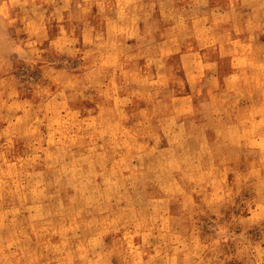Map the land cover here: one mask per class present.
Returning a JSON list of instances; mask_svg holds the SVG:
<instances>
[{"label":"rangeland","instance_id":"374dc122","mask_svg":"<svg viewBox=\"0 0 264 264\" xmlns=\"http://www.w3.org/2000/svg\"><path fill=\"white\" fill-rule=\"evenodd\" d=\"M247 1L0 0V264H264Z\"/></svg>","mask_w":264,"mask_h":264},{"label":"bare ground","instance_id":"6f19581e","mask_svg":"<svg viewBox=\"0 0 264 264\" xmlns=\"http://www.w3.org/2000/svg\"><path fill=\"white\" fill-rule=\"evenodd\" d=\"M263 1H264V0H253V1H251V2L247 1V2L251 3V5H248V7H249V9L253 10L255 13H257V12H259V11H262V4H263ZM168 2H169V0H164V3H165V4H167ZM172 2H173V1H172ZM214 2H215V1H214ZM218 2H219V1H218ZM198 3H199V2H198ZM165 4H162V5L160 6V8H159V15L162 14L163 16H165V17H169V18H170V17L172 16L173 12L176 10V8H173V9H172V8L170 7V5H165ZM216 5H217V4H216ZM196 6H197V4H196ZM196 6H193V7H196ZM210 6H212V5H210ZM173 7H174V6H173ZM193 7H192V8H193ZM212 7H214V6H212ZM217 7H218V6H217ZM229 7H230V6H229ZM230 8H231V7H230ZM230 8H229V9H230ZM188 9H189V8H188ZM194 9H195V8H194ZM210 9H211V8H210ZM220 9H221V8H220ZM234 9H235V8H234ZM237 9H239V8H237ZM182 10H184V9H182ZM185 10H186V9H185ZM197 10H198V9H197ZM263 10H264V9H263ZM176 12H177V11H176ZM197 12H198V11H197ZM248 12H249V11H248ZM250 12H251V11H250ZM240 13H241V12H240ZM181 14H182V13H180V12H179L178 14H176V15H175L176 18H177V19H178V18L180 19V17L182 16ZM193 14H194V13H193ZM202 15H203V14H202ZM247 15H248V14H247ZM256 15H257V14H256ZM196 16H197V15H196ZM246 17H247V16H246ZM255 17H256V16H255ZM189 18H190V17H189ZM194 19H195V18H194ZM228 19H229V17H228ZM238 19H239V18H238ZM257 19H258V18H257ZM257 19H256V20H257ZM166 20H170V19H166ZM189 20H190V19H189ZM196 20H197V19H196ZM245 20H246V19H245ZM247 20H248V19H247ZM256 20H254V21H256ZM179 21H180V20H179ZM179 21H178V22H179ZM191 21H192V19H191ZM204 21H205V20H204ZM240 21H241V20H240ZM176 22H177V21H176ZM180 22L182 23V19H181ZM251 22H252V20H251ZM171 23H172V24H171ZM181 23H179V24H181ZM203 23H204V22H203ZM163 24H164V25L171 24V25H174V26L176 25V24L173 23V21H164ZM192 24H193V23H192ZM249 24H250V23H249ZM251 24H252V23H251ZM49 25H50V24H49ZM177 25H178V24H177ZM47 26H48V25H47ZM216 26H217V25H216ZM251 26H252V25H251ZM262 26H263V25H262ZM61 27H62V26H61ZM152 27H153V26H152ZM179 27H180V26H179ZM179 27H178V28H179ZM195 27H196V25H195ZM173 28H174V27H173ZM204 29H205V28H204ZM55 30H56V29H55ZM206 30H207V29H206ZM41 31H42V30H41ZM231 31H232V30H231ZM259 31H260V30H259ZM42 32H43V31H42ZM44 32H45V31H44ZM55 33H56V32H55ZM214 33H215V32H214ZM262 33H263V32H262ZM63 34H64V32H63ZM98 34H99V33H98ZM194 34H195V33H194ZM39 35H40V34H39ZM42 35H43V34H42ZM216 35H218V34H216ZM57 36H58V35H57ZM229 36H230V35H229ZM67 37H68V35H67ZM215 37H216V36H215ZM234 37H235V36H234ZM174 38H175V37H174ZM237 38H238V37H237ZM239 38H240V37H239ZM250 38H251V37H250ZM64 40H65V39H64ZM252 41H253V40H252ZM252 41H251V42H252ZM58 42H59V41H58ZM55 43H56V42H55ZM240 44H241V42H240ZM52 46H53V45H52ZM94 46H95V45H94ZM96 46H97V45H96ZM215 46H216V45H215ZM169 48H170V47H169ZM177 48H178V47H177ZM170 49H171V48H170ZM250 49H251V48H250ZM173 50H174V49H173ZM161 52H162V51H161ZM161 54H162V53H161ZM206 54H207V53H206ZM190 55H191V54H190ZM103 56H104V55H103ZM98 59H99V58H98ZM207 59H208V58H207ZM211 59H212V58H211ZM221 61H222V60H221ZM225 61H226V60H225ZM263 62H264V61H263ZM213 63H214V62H213ZM220 64H221V63H220ZM263 67H264V66H263ZM218 68H219V67H218ZM259 68H260V66H259ZM242 69H243V68H242ZM253 70H254V69H253ZM262 71H263V70H262ZM147 73H148V72H147ZM147 73H146V74H147ZM163 73H165V72H163ZM148 74H149V73H148ZM159 74H160V73H159ZM207 74H208V70H207ZM213 75H214V74H213ZM216 75H217V74H216ZM247 76H248V74H247ZM164 77H165V76H164ZM243 77H244V76H243ZM259 77H260V76H259ZM152 78H153V77H152ZM255 78H256V76H255ZM144 80H145V79H144ZM154 80H155V79H154ZM152 82H153V81H152ZM241 82H242V81H241ZM254 82H255V81H254ZM256 82H257V81H256ZM226 84H227V83H226ZM146 86H148V85H146ZM227 86H228V85H227ZM226 88H227V87H226ZM160 89H161V88H160ZM225 90H227V89H225ZM81 91H82V90H81ZM227 91H228V90H227ZM235 92H236V91H235ZM240 92H241V91H240ZM226 93H227V92H226ZM226 93H225V94H226ZM231 93H232V92H231ZM99 94H100V93H99ZM149 94H150V93H149ZM149 94H148V95H149ZM237 95H238V91H237ZM78 96H79V95H78ZM146 96H147V95H146ZM106 97H107V96H106ZM228 97H229V96H228ZM233 97H234V96H233ZM237 97H238V96H237ZM238 98H239V97H238ZM238 98H237V99H238ZM148 99H149V98H148ZM156 99H157V98H156ZM171 100H172V99H171ZM151 102H152V101H151ZM153 102H154V101H153ZM166 102H167V101H166ZM188 102H189V101H188ZM188 102H187V104H188ZM167 103H168V102H167ZM146 104H147V103H146ZM158 104H159V103H158ZM171 104H172V103H171ZM187 104H186V105H187ZM49 105H50V104H49ZM182 105H183V104H182ZM173 106H174V105H173ZM176 106H177V105H176ZM184 106H185V105H184ZM180 107H183V106H180ZM185 107H186V106H185ZM185 107H184V108H185ZM190 107H191V106H190ZM178 108H179V107H178ZM125 109H126V108H125ZM154 109H155V108H154ZM173 109H174V108H173ZM176 109H177V108H176ZM176 109H175V110H176ZM127 110H128V109H127ZM180 110H181V109H180ZM128 111H129V110H128ZM157 111H158V110H157ZM165 111H166V110H165ZM170 112H171V111H170ZM188 112H190L189 109H188ZM171 113H172V112H171ZM175 113H176V112H175ZM177 113H178V112H177ZM177 113H176V114H177ZM179 113H180V112H179ZM184 113H185V112H184ZM33 114H34V113H33ZM29 116H30V115H29ZM162 118H163V117H162ZM158 119H159V118H158ZM168 119H169V118H168ZM168 119H167V120H168ZM164 120H165V118H164ZM171 121H172V120H171ZM171 121H170V122H171ZM173 122H174V121H173ZM173 122H172V124H173ZM197 122H198V121H197ZM197 122H195V124H196ZM199 122H200V121H199ZM178 126H179V125H178ZM181 126H182V125H181ZM151 127H152V126H151ZM157 129H158V128H157ZM182 129H183V128H182ZM140 130H141V129H140ZM143 131H144V130H143ZM138 132H139V131H138ZM173 133H174V132H173ZM183 133H184V132H183ZM156 134H157V133H156ZM195 134H196V133H195ZM195 134H194V135H195ZM132 135H133V134H132ZM134 135H135V134H134ZM202 136H203V135H202ZM149 137H150V136H149ZM132 138H133V137H132ZM137 138H138V137H137ZM179 138H181V137H179ZM185 138H186V137H185ZM122 139H123V138H122ZM187 140H188V139H187ZM191 141H193V140H191ZM152 142H153V141H152ZM181 142H182V141H181ZM201 142H203V141H201ZM54 143H55V142H54ZM100 143H101V142H100ZM140 143H141V142H140ZM51 144H52V143H51ZM55 144H56V143H55ZM62 144H64V143H62ZM125 144H126V143H125ZM136 145H137V144H136ZM47 146H49V145H47ZM51 146H52V145H51ZM93 146H94V145H93ZM100 146H101V145H100ZM121 146H122V145H121ZM137 146H138V145H137ZM156 146H157V145H156ZM61 147H62V146H61ZM134 147H135V146H134ZM162 147H163V146H162ZM52 148H53V147H52ZM88 148H89V147H88ZM90 148H91V147H90ZM112 148H113V147H112ZM154 148H155V147H154ZM154 148H153V149H154ZM167 148H168V147H167ZM93 149H94V148H93ZM156 149H157V148H156ZM162 149H163V148H162ZM53 150H54V149H53ZM61 150H62V149H61ZM114 150H115V149H114ZM140 150H141V147H140ZM46 151H48V150H46ZM49 151H51V150H49ZM116 151H117V149H116ZM114 152H115V151H114ZM123 152H124V151H123ZM128 152H129V151H128ZM199 152H200V151H199ZM47 153H48V152H47ZM118 153H119V152H118ZM129 153H130V152H129ZM70 154H72V153H70ZM75 154H76V153H75ZM86 154H87V153H86ZM123 154H124V153H123ZM152 154H153V153H152ZM72 155H73V154H72ZM134 155H135V154H134ZM153 155H154V154H153ZM174 155H175V154H174ZM46 156H47V155H46ZM88 156H89V154H88ZM107 156H108V155H107ZM124 156H125V155H124ZM147 156H148V155H147ZM62 157H63V155H62ZM115 157H116V156H115ZM143 157H145V156H143ZM150 157H151V155H150ZM150 157H148V158H150ZM168 157H169V156H168ZM66 158H67V157H66ZM78 158H79V157H78ZM165 158H166V157H165ZM93 159H94V158H93ZM99 159H100V158H99ZM173 159H174V158H173ZM95 160H97V158H96ZM152 160H155V159H152ZM165 160H166V159H165ZM167 160L170 161V159H168V158H167ZM171 160H172V159H171ZM74 161H75V159H74ZM179 161H180V160H179ZM197 161H198V160H197ZM200 161H201V160H200ZM92 162H93V161H92ZM132 162H133V161H132ZM162 162H163V161H162ZM173 162H174V161H173ZM153 163H154V162H153ZM153 163H152V164H153ZM171 163H172V162H171ZM171 163H169V166H170ZM202 163H203V162H202ZM204 163H205V162H204ZM67 164H69V163H67ZM89 164H90V163H89ZM89 164H88V166H91V165H92V164H91V165H89ZM132 164H133V163H132ZM155 164H156V163H155ZM165 164H167V163L165 162ZM192 164H193V163H192ZM195 164H197V163H195ZM134 165H135V164H134ZM134 165H132V166L134 167ZM143 165H144V164H143ZM6 166L9 167V165H6ZM75 166H76V165H75ZM153 166H154V164H153ZM192 166H193V165H192ZM8 167H7V168H8ZM68 167H69V166H68ZM151 167H152V166H151ZM151 167H150V168H151ZM155 167L157 168V165H156ZM161 167H163V166H161ZM177 167H178V166H177ZM177 167H176V168H177ZM198 167H199V166H198ZM75 168H76V167H75ZM134 168H135V167H134ZM152 168H153V167H152ZM156 168H155V169H156ZM158 168H159V167H158ZM192 168H194V167H192ZM9 169H10V168H9ZM73 169H74V168H73ZM160 169H161V168H160ZM167 169H168V168H167ZM196 169H197V167H196ZM6 170H7V169H6ZM146 170H147V169H146ZM158 170H159V169H158ZM177 170H178V168H177ZM84 171H85V170H84ZM143 171H144V170H143ZM169 171H170V170H169ZM169 171H168V172H169ZM171 171H172V170H171ZM201 171H202V169H201ZM4 172H5V171H4ZM10 173H11V172H10ZM72 173H73V172H72ZM85 173H86V172H85ZM119 173H120V171H119ZM178 173H179V172H178ZM193 173H194V172H193ZM195 173H197V172H195ZM215 173H216V172H215ZM79 174H80V173H79ZM145 174H146V173H145ZM163 174H164V173H163ZM12 175H13V174H12ZM14 175H15V174H14ZM119 175H120V174H119ZM142 175H143V174H142ZM170 175H171V174H170ZM194 175H195V174H194ZM73 176H74V175H73ZM128 176H129V175H128ZM143 176H144V175H143ZM155 176H156V175H155ZM168 176H169V175H168ZM195 176H196V175H195ZM36 177H37V176H36ZM66 177H68V176H66ZM78 177H79V176H78ZM95 177H96V176H95ZM158 177H159V176H158ZM37 178H38V177H37ZM61 178H62V177H61ZM75 178H77V177H75ZM79 178H80V177H79ZM81 178L83 179V176H82ZM81 178H80V179H81ZM128 178H129V177H128ZM141 178H142V177H141ZM84 179H85V178H84ZM138 179H139V178H138ZM167 179H168V178H167ZM181 179H182V178H181ZM38 180H39V179H38ZM68 180H69V179H68ZM130 180H131V179H130ZM7 181H8V180H7ZM46 181H47V180H46ZM62 181H63V180H62ZM73 181H74V180H73ZM123 181H124V180H123ZM167 181H168V180H167ZM170 181H171V180H170ZM78 182L80 183V180H79ZM83 182H84V181H83ZM102 182H104V181H102ZM120 182H121V181H120ZM126 182H127V181H126ZM142 182H143V181H142ZM168 182H169V181H168ZM6 183H7V182H6ZM6 183H5V184H6ZM70 183H71V182H70ZM118 183H119V182H118ZM170 183H172V182H170ZM132 184H133V183H132ZM141 184H142V183H141ZM175 184H176V183H175ZM22 185H23V184H22ZM32 185H34V184H32ZM107 185H108V184H107ZM12 186H13V185H12ZM46 186H47V184H46ZM48 186H49V183H48ZM72 186H73V184H72ZM74 186H75V185H74ZM95 186H96V185H95ZM175 186H176V185H175ZM99 187H100V186H99ZM130 187H131V186H130ZM145 187H147V186H145ZM145 187H144V188H145ZM37 188H38V187H37ZM43 188H44V187H43ZM70 188H71V185H70ZM103 188H105V187H103ZM140 188H141V187H140ZM39 189H40V188H39ZM45 189H46V188H45ZM56 189H57V188H56ZM76 189H77V188H76ZM34 190H36V188H35ZM37 190H38V189H37ZM77 190H78V189H77ZM95 190H96V189H95ZM9 191H10V190H9ZM34 192L36 193V191H33V194H34ZM97 192H98V190H97ZM131 192H132V191H131ZM131 192H130V193H131ZM173 192H174V191H173ZM179 192H180V191H179ZM141 193H142V191H141ZM141 193H140V194H141ZM44 194H45V193H44ZM44 194H43V196L45 197ZM46 194H47V193H46ZM98 194H99V193H98ZM104 194H105V193H104ZM135 194H136V193H135ZM138 194H139V193H138ZM9 195H10V193H9ZM35 195H36V194H35ZM68 195H69V194H68ZM32 196H33V195H32ZM58 196H60V195H58ZM104 197H105V196H104ZM141 197H142V194H141ZM141 197H140V198H141ZM33 198H34V197H33ZM95 198H96V197H95ZM91 199H92V198H91ZM114 199H115V198H114ZM142 199H144V198L142 197ZM157 199H158V198H157ZM162 199H164V198H162ZM27 200H28V199H27ZM27 200H26V201H27ZM39 200L41 201V198H40ZM164 200H166V198H165ZM168 200H169V199H168ZM34 201H35V200H34ZM100 201H101V200H100ZM42 202H43V201H42ZM177 202H178V201H177ZM34 203H35V202H34ZM37 203H38V202H37ZM137 203H138V201H137ZM142 203H143V202H142ZM147 203H148V202H147ZM160 203H161V202H160ZM163 203H164V202H163ZM36 205H37V204H36ZM38 205H39V204H38ZM60 205H61V204H60ZM151 205H152V204H151ZM27 206H28V205H27ZM65 206H66V205H65ZM73 206H74V205H73ZM158 206H160V204H159ZM16 208H17V207H16ZM149 210H150V208H149ZM3 211H4V210H3ZM54 211H55V210H54ZM73 211H74V210H73ZM29 212H30V211H29ZM60 212H62V211H60ZM55 213H56V212H55ZM72 213H73V212H72ZM147 214H148V213H147ZM149 214H150V213H149ZM149 214H148V215H149ZM56 215H57V214H56ZM58 215H59V213H58ZM62 215H63V214H62ZM64 215H65V212H64ZM67 215H68V214H66V217H67ZM73 215H75V214H73ZM141 215H142V214H141ZM143 215H146V214H143ZM75 216H76V215H75ZM98 216H100V214H99ZM105 216H106V215H105ZM49 217H50V216H48V218H49ZM59 217H60V216H59ZM64 217H65V216H64ZM142 217H143V216H142ZM150 217H151V216H150ZM46 218H47V217H46ZM51 218H52V217H51ZM68 218H69V217H68ZM75 218H76V217H75ZM75 218H74V219H75ZM101 218H102V217H101ZM106 218H107V217H106ZM111 218H112V217H111ZM111 218H110V222H111V220H112ZM148 218H149V217H148ZM72 219H73V218H72ZM72 219H70V220H72ZM42 220H43V219H42ZM62 220H63V219H62ZM100 220H101V219H100ZM135 220H136V219H135ZM29 221H30V219H29ZM48 221H49V220H47V222H48ZM68 221H69V220H68ZM114 221H115V219H114ZM52 222H53V221H52ZM71 222H72V221H71ZM107 222H108V221H107ZM34 223H35V222H34ZM50 223H51V222H50ZM42 224H43V223H42ZM51 224H52V223H51ZM65 224H66V223H65ZM114 224H115V223H114ZM152 224H153V223H152ZM35 225H36V224H35ZM98 225H99V224H98ZM115 225H116V224H115ZM149 225H151V224H149ZM39 226H40V225H39ZM103 226H104V225H103ZM151 226H152V225H151ZM40 227H41V226H40ZM104 227H105V226H104ZM54 229H55V228H54ZM54 229H53V230H54ZM62 229H63V228H62ZM15 230H16V228H15ZM53 230H52V231H53ZM34 231H35V230H34ZM103 231H104V230H103ZM74 232H75V231H74ZM74 232H73V234L75 235ZM78 232H79V231H78ZM66 233H67V232H66ZM66 233H65V234H66ZM68 233H69V232H68ZM101 233H102V232H101ZM109 234H110V233H109ZM48 235H49V234H48ZM114 235H115V234H114ZM116 235H117V234H116ZM66 236H67V235H66ZM66 236H65V237H66ZM70 236H71V234H70ZM95 236H96V235H95ZM102 236H104V235H102ZM105 236H106V235H105ZM105 236H104V237H105ZM61 237H62V236H61ZM92 237H93V236H92ZM111 237H112V236H111ZM92 239H93V238H92ZM97 240H98V239H97ZM97 240H96V241H97ZM12 241H13V240H12ZM86 241H87V240H86ZM104 241H105V240H104ZM112 241H113V240H112ZM16 242H17V241H16ZM93 242H94V241H93ZM108 242H109V241H108ZM11 243H12V242H11ZM17 243H19V242H17ZM106 243H107V242H106ZM12 244H13V243H12ZM14 244H15V243H14ZM10 245H11V244H10ZM25 246H26V245H25ZM13 247H14V246H13ZM19 247H20V246H19ZM26 247H27V246H26ZM43 247H44V246H43ZM43 247H42V248H43ZM60 247H61V246H60ZM17 248H18V247H17ZM87 248H88V246H87ZM39 249H40V248H38V250H39ZM48 249H49V248H48ZM145 249H146V248H145ZM112 250H113V249H112ZM112 250H111V251H112ZM143 250H144V249H143ZM5 252H6V251H5ZM39 252H40V251H39ZM41 252H42V251H41ZM48 252H49V250H48ZM105 252H106V251H105ZM107 252H108V251H107ZM9 253H10V251H9ZM11 254H12V253H11ZM41 254H42V253H41ZM44 254H45V253H44ZM19 255H20V254H19ZM73 255H74V254H73ZM113 255H114V254H113ZM113 255H112V256H113ZM13 256H14V254H13ZM112 256H111V257H112ZM146 256H147V255H146ZM157 256H158V255H157ZM7 257H8V256H7ZM7 257H6V258H7ZM43 257H44V256H43ZM76 257H77V256H76ZM106 257H107V256H106ZM137 257H140V256L137 255ZM170 257H171V256H170ZM73 258H74V257H73ZM78 258H79V257H78ZM113 258H114V257H113ZM152 258H153V257H152ZM172 258H173V257H172ZM76 259H77V258H76ZM108 259H109V258H108ZM137 259H138V258H137ZM154 259H155V258H154ZM5 260H6V259H5ZM79 260H80V259H79ZM152 261H153V260H152ZM154 261H155V260H154ZM167 261H168V260H167ZM63 262H64V261H63ZM77 262H78V261H77ZM164 262H165V261H164ZM157 263H158V262H157ZM31 264H32V263H31ZM55 264H56V263H55ZM162 264H163V262H162ZM171 264H172V263H171Z\"/></svg>","mask_w":264,"mask_h":264}]
</instances>
